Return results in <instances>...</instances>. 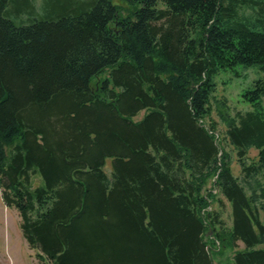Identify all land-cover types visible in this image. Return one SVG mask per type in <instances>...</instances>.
I'll return each instance as SVG.
<instances>
[{
    "label": "trees",
    "instance_id": "obj_1",
    "mask_svg": "<svg viewBox=\"0 0 264 264\" xmlns=\"http://www.w3.org/2000/svg\"><path fill=\"white\" fill-rule=\"evenodd\" d=\"M26 3L0 0V192L36 264H264V0ZM238 66L263 76L231 114Z\"/></svg>",
    "mask_w": 264,
    "mask_h": 264
},
{
    "label": "rangeland",
    "instance_id": "obj_2",
    "mask_svg": "<svg viewBox=\"0 0 264 264\" xmlns=\"http://www.w3.org/2000/svg\"><path fill=\"white\" fill-rule=\"evenodd\" d=\"M15 2L14 5L11 2ZM42 0H33L36 9H39ZM11 4V5H10ZM8 9L10 18L16 22L19 20L26 21L28 15L23 12L27 7L26 0H9ZM13 10V11H12ZM19 11V12H18ZM17 12V14L15 13ZM21 13L19 16L18 14ZM18 16V18H17ZM262 72L256 67L243 68L241 66L236 67L234 70L221 71L216 77V92L214 97L219 100H224L230 108L231 114L236 111L251 110L252 107L249 102L243 100L242 92L252 87L254 80L262 77ZM264 104V98H263ZM142 112L134 117L135 120L139 119ZM212 117L217 121V128L220 132L225 130L222 122L219 121L218 116L213 113ZM228 149L231 150V167L235 174H239L240 167L236 160L235 152L228 145ZM256 155L255 149L249 150V157L254 158ZM249 160V159H248ZM104 169L110 172V159H107ZM34 179V178H33ZM35 184L38 183V178L34 179ZM217 196L222 202H213L212 207L220 211L222 220L225 226L231 224V208L230 204L217 192ZM219 244V243H218ZM242 242L237 241L236 248H243ZM264 247V243L257 245V248ZM219 252L214 254V261L216 264H232L231 256L235 248L230 246L221 247ZM36 250L30 248L25 241L22 232L20 230V217L13 207H7L1 198L0 192V264H36Z\"/></svg>",
    "mask_w": 264,
    "mask_h": 264
}]
</instances>
